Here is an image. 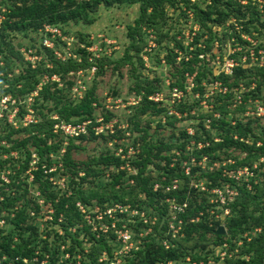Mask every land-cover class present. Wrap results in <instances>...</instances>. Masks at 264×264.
Here are the masks:
<instances>
[{"label": "trees", "instance_id": "1", "mask_svg": "<svg viewBox=\"0 0 264 264\" xmlns=\"http://www.w3.org/2000/svg\"><path fill=\"white\" fill-rule=\"evenodd\" d=\"M209 1L205 10H201L198 6H191L189 0H0V101L8 95L18 108L17 124L0 118V173L8 179L7 183L0 179L2 264H25L23 259L31 264L33 257L40 261L44 256H47L46 264H77V261L79 264H109L108 261L99 262L98 257L106 252L111 259V247L106 236L114 241L113 230L105 235L93 231L76 204H94L104 208L118 203L146 211L149 218L156 216L160 220L167 214V199L185 204L182 212H176L182 222L183 237L178 240L164 237L166 226L159 225L160 229H156L158 222L152 227L154 232L145 237L143 247L133 254L132 260L131 256L121 259L123 264L177 262L186 256L196 262H206L209 257L216 260L214 250L208 247H217L224 242L229 244V253H232L226 264H264V163H257L264 157V128L258 126L257 121L241 118L245 105L230 108L235 95L233 90L241 84L245 90L242 93L244 101L248 98L264 100V64L251 68L238 64L230 75L215 76L211 69H206L205 58L199 57L210 51L209 42L216 38L207 27L209 22L223 25L231 17L241 22L248 17L246 22H242L246 29L242 32L252 36L250 29H253L263 36L264 0L263 5L257 4V0H248L246 5L232 0ZM121 5H137L139 17L134 26L127 27L129 45L122 58L114 61V69L123 64H133V58L140 66L143 65L140 44H144L142 35L145 31L142 28L155 30L162 37L166 7L179 9L184 6V11H193L202 27L206 28L208 39L201 47L198 44L201 36L196 35L190 43L194 49L188 51L187 59L180 57L178 64L176 54L169 51L166 59L173 79L169 89L184 90L186 78L192 77L193 96L203 92V81L220 80L228 89L224 95L217 94L216 99L208 101L212 104L210 110L192 114V107L198 105L196 98L191 102L181 100L161 106L150 99L161 90L158 80L148 81L132 70L130 75L135 79L132 89L139 100L131 107L126 128L118 129L119 126L115 125L112 135H95L93 127L99 125L96 122L98 113L103 123L116 116L99 104L95 80L86 88L84 75L79 77L76 72L83 73L95 65L96 77L102 74L103 66L109 65L111 60L101 57L90 61L87 48L93 39L89 40L88 35L81 32H77V37L82 46H73L70 56L62 60L55 52L57 42L66 46L68 26H89L95 21L99 8ZM44 25L57 28L60 36L52 38V48L41 42L38 47L33 42L23 47L40 56L32 67L19 49L22 45L17 43L15 48L12 40L27 37L33 41L32 36L29 37L32 34L39 35L41 40ZM235 37H238L237 33ZM248 43L239 41L243 50L247 49ZM175 44L184 52L180 41ZM259 48L264 54V41L257 42L254 51ZM131 51L133 55H130ZM239 54L242 53L230 57L238 60ZM53 76L59 81L52 80ZM73 76L82 80L85 86L80 99L72 100L69 94L74 86ZM26 98H30V102L25 108ZM170 111L173 112L169 114ZM27 114L32 116V120L25 123ZM214 114L218 116L214 117ZM147 115L163 116L165 124L172 129L167 141L155 138L156 133H148V124H142V118ZM185 119H197L193 132L188 133L185 129L176 132V123ZM206 119H209L208 127H205ZM86 121L89 122L86 132L78 136L69 137L60 130H54V125L61 122L77 125ZM157 127H161L160 123ZM126 131L130 133L127 143H113L112 150L105 148L86 160H77L73 156L80 150V146L74 144L75 140L80 143L96 141L98 137L104 142L120 140ZM129 147L135 151L133 156H128ZM117 150H120L119 154ZM234 152L242 157L233 155ZM203 159L206 165L202 168L200 161ZM256 163V168L252 169ZM243 168L252 169L253 175L245 181L234 179L236 171ZM195 172H199V176H195ZM230 172L234 176H229ZM29 176L32 178L28 183L26 179ZM56 176L65 179V188L58 190L49 180ZM192 179L203 180V190H200L199 183L193 184ZM31 185L36 188L37 197L30 193ZM155 185L158 187L156 190ZM225 186L235 191V195L230 200L225 198L224 204H220L213 190H223ZM223 195L226 197L225 193ZM43 204L51 207L48 224L60 226L61 233L52 226L42 230L37 226ZM226 209L228 213L224 214ZM117 216L125 217L126 222V214ZM105 222L109 223L108 220ZM120 225L119 221L116 227ZM219 225L224 227V235L215 234ZM255 229L259 232H254ZM244 234L250 236L249 240ZM81 238H85V242ZM163 238L168 241V248L162 245ZM239 241L241 244L237 245ZM66 243L68 247L65 250L69 255L58 262L59 249ZM85 243L89 244L87 253L84 252ZM235 249L237 252L234 253Z\"/></svg>", "mask_w": 264, "mask_h": 264}, {"label": "rangeland", "instance_id": "2", "mask_svg": "<svg viewBox=\"0 0 264 264\" xmlns=\"http://www.w3.org/2000/svg\"><path fill=\"white\" fill-rule=\"evenodd\" d=\"M232 1L239 3L241 5H246L248 0H232ZM189 2L192 4L191 6H198V8H200L201 10H205L206 5H209L210 3L209 0H206L205 2L204 0H189ZM251 4L253 5L252 2ZM257 4L263 5L262 0H257ZM258 8L260 7L258 6ZM165 9H166L165 10L166 13L164 15L165 25L161 27V34L163 35L162 37H160L155 32V30L147 29L145 27L142 28V31H145L144 34L142 35L144 44H140L142 45V51L140 52V57L143 62L142 66H140L139 63L136 62V59L133 58V64H123V65H120L117 69H114V66L116 65L114 61L122 58L125 49L129 45V39L127 37V31H128L127 27L134 26L135 21L139 17V11H138L137 5H132V6L131 5L130 6L121 5V6H114L111 8L101 7L97 10V13L95 14V21L93 22V24L89 26L70 25L67 27L69 35L67 36L68 41H65L66 46L61 45L60 44L61 42L60 43L57 42L58 49H56V52L59 53L57 58L65 59L68 57V52L71 53L73 46H76V45H79L80 47L82 46L77 37V32H81L83 34L88 35L89 40L93 39L92 45L98 49L97 51L99 50L102 51L99 53V58L107 57V59L111 60L109 65L103 66L102 74L96 77L94 73L95 71L94 72L91 70L90 71L85 70L86 72L83 71L85 72L83 73V75L86 81L85 83L86 88H89L93 80H95L96 82L95 95L99 99V104L103 105L105 109L109 110L116 116L112 118L108 123L96 129L100 133L98 134V136L100 135L108 136V135L114 134L115 125L119 126L118 129L126 128V125L128 124L126 122L127 117L128 115L132 113L131 107L135 106L136 102L139 100V98L135 96V93L133 92V89H132L135 85L133 81L135 79L134 77L130 75L132 70H135V73H136L135 75L143 77L148 81L158 80L159 87L161 90L159 93H156L153 95V97L158 96L157 100L159 99V101H157L156 103L160 104L161 106L163 104L171 105L174 101L170 97L169 86H170L171 80L173 79L170 77V73H172V71L166 59L169 51H172L173 52L172 54H176V56H177V53H180L181 58L184 57L185 59L189 55L188 51H190V49L188 48V42H191L192 37L194 35L196 36L199 34L201 36L198 40V44H200L201 47L204 46L203 41H206L208 39V33H207L206 28L202 27L200 21H198V19L195 17V14L193 13L191 9H187L186 11H184L185 10L184 6H181L179 9H173L170 7H166ZM247 19L249 18L248 17L245 18L242 22H246ZM242 22L236 21L235 18L231 17L228 20H226L223 25H218L215 22L208 23L207 27H209V29L214 33L216 38L220 40L218 41V40H215L216 38H212L209 42V45L211 46V48L209 49L210 51L206 52L204 55L203 54L201 55V58L203 57L205 58L206 69H211L213 75L218 76L220 75V73H223L227 67L230 68L231 59L229 58L231 55L235 53H242L241 55L240 54L238 55V60H236L235 58L233 59L243 68H251L254 65L260 66L264 64V55L259 56L258 59H256L255 56L253 55L252 58L249 59L248 62L246 61V59L245 61H242L243 57H246L245 55H246L247 49L243 50L242 45L239 44V41L250 42L251 45H256L257 42L264 41V35L259 36L258 32L254 31L253 29H250L252 36L258 38L259 40H256L254 39V37L246 35L244 32H242V30H246L244 26L242 25ZM236 33L238 34V37H235ZM187 34L192 37H188ZM31 36L33 38V41L29 40V38L27 37L25 38L19 37L18 39L17 38L13 39L12 44H14L15 48H17L16 46L17 43L22 45L19 48L20 51L23 50V47L29 46L30 42H33L38 47V43H40L39 35L32 34L29 37ZM176 41L182 42L184 52L180 50L179 48H176L177 47V45L175 44ZM132 52L133 51L130 52V55H133ZM250 53L251 52H248V56L250 55ZM175 60L177 61V64L180 61V60L178 61L176 58ZM188 78H192V77H188ZM71 79L74 82V86L72 88L76 90H72L73 92L70 91L69 93L70 97L72 100L75 98L80 99V95H82L83 91L78 90V88L75 86L78 84V81H79L80 88L82 89V86L84 87V85L81 84L82 80H80L77 76H75V78L73 76ZM56 81H59V80H56ZM201 85L204 87V90L201 94H198L199 97H197L196 95L197 93L193 94L192 96L190 92V93H184L183 96L180 98L184 100V102H189V101L191 102L193 98H196V101H198V105L193 106L191 110V113L195 115H197V112L205 113L208 110H210L212 108V104H209L208 101H211L212 98L214 97L215 99L217 98L216 97L217 89H219L220 91L223 90L222 88L219 87V84L214 83L213 80H211L209 83H206V81H203ZM114 92H116V94H114ZM27 98L25 99V102H24L25 108L30 102L28 101ZM248 100L249 98L245 100V103H247ZM11 106L13 107L11 108ZM230 108H234V107L231 106ZM251 108H252V105L250 103L246 104L245 112L241 114V118L243 120H245V118H250L254 121H257L258 122L257 125L262 126L264 128V117L261 115L256 116L255 114H253L252 110H250ZM17 111H18V108L15 107L14 100L11 99L10 96L7 95L6 97L1 99L0 118L4 117L6 118L7 122L12 123V124H17L16 122L18 120L17 115H16ZM30 116L26 117V119L27 120L31 119ZM182 116H185V114H183ZM215 116H217V114H215ZM96 118H97L96 120L98 121L102 117L98 113V116ZM142 122H143L142 124H148L147 131L149 134L156 133L157 137L155 138L159 140L163 139V141L168 140L167 137L170 135L172 129L170 128V126L165 124L163 116L150 117L147 115L142 118ZM197 122H198L197 119H195V121L193 119L182 120L176 123L177 129H175V131L177 132L180 129H185L192 133L193 127L196 125ZM158 123H160L161 125L160 128L157 127ZM59 124H65V123L61 122ZM206 124L207 123L205 122V125ZM110 130H112V132H110ZM129 136H130L129 131H126L124 133V136L120 140L112 139V141L104 142L101 137H98L99 139H97L96 141H87V142L83 141L81 143L78 140H75L74 144L79 145L80 150L74 153L73 156L77 160H86L89 156L98 155L100 152H103L105 148H109L110 150H112L113 143L121 144V143L129 142L130 141ZM134 152H135L134 149H132V147H129L128 156L129 155L133 156ZM116 153L119 154L120 150H117ZM233 155L242 157V155H240L238 152H234ZM200 165L203 168L206 164L205 162L200 161ZM30 169H33V167H30ZM128 169L130 168L128 167ZM185 171H188V168L185 167ZM132 172H134V170H132ZM3 175H4L3 173H0V177H3ZM239 175H237V178H239L242 181L247 180L251 176L250 171L249 170L246 171V169H239ZM195 176H199V172L198 173L195 172ZM49 180L52 182V184L55 185V187L58 190L65 188L64 186L65 179L63 177L56 176V177L50 178ZM26 181L29 183L31 180L29 177H27ZM191 182L193 184L199 183L198 185L200 186V190H203V182H204L203 180L195 181V179H192ZM29 191L33 196L35 197L38 196L36 193V188L33 187L32 185L29 186ZM209 202H211V200ZM39 203L42 204L41 199H39ZM79 207L78 209L81 211V213L84 214L85 218H88V216L92 214H94L95 216H99L98 208H101L98 205H94V204L91 206L79 205ZM50 211H51L50 205L43 204V207L41 210L42 217L41 219L40 218L38 219L39 223L37 226L40 228V230L45 229V228L50 229L53 227L54 229H57L58 233H61L59 231L60 226H56V225L52 226L51 224H48V222H50L51 220L49 218L51 214ZM141 212H143L146 217L147 215L146 211H140L139 213H137V215L140 216ZM129 214L132 215V211H130ZM171 216L172 214L170 213V211H168V209H167L166 216L163 217L166 220L165 219L158 220L156 216H153L154 219H157V223L159 222L156 229H160L159 225L167 226L169 222V218ZM118 218L120 220V224H124L125 227L128 226V224L132 225V222L130 220L128 213H126L125 223H124L125 217H118ZM134 218L136 219L137 217H134ZM218 218L222 219V216H218ZM170 221H172V219H170ZM137 224L138 223H135V225L133 224V230L130 232L131 239L125 243L127 248L130 249L129 251L127 249L122 250L121 243L119 244L117 240L112 241L110 240L109 236H106V239L108 242L107 244L111 247V260L110 261L112 263L123 264L121 259H124L129 256H131L130 259L132 260L134 256L133 254L139 251L145 244L146 242L145 237L147 235H145L144 232L147 231L150 225L148 223V226L144 227V232H142L141 231L142 228L138 227ZM219 226H222V225H219ZM103 228H105V226L102 227V229ZM153 232L151 229L149 233H153ZM254 232H259V229H255ZM180 234L181 236L177 235L176 240H178V238L183 237L184 234L182 232H180ZM163 235L164 237L167 236L166 231ZM42 238H44V235H42ZM248 238H250V236H248ZM49 240H51V237ZM81 240L85 242V238H81ZM171 240H175V239H171ZM122 244L124 243L122 242ZM237 244H239V242H237ZM83 246H84V252L87 253V248L89 244L85 243ZM167 246H169V244H167ZM67 247H68L67 243L65 245H61L59 249L61 254L59 256L58 262L68 257L69 253L65 250ZM208 248L213 249L214 247L210 246ZM188 257L189 256H186L183 259V261L179 260L173 263L174 264H185L186 259ZM77 258H79V255H77ZM100 259L103 261H109L107 259V256L104 254V252L101 253V255H99L98 260ZM77 264H79V261H77ZM214 264H224V263L222 261V262L214 263Z\"/></svg>", "mask_w": 264, "mask_h": 264}, {"label": "built area", "instance_id": "3", "mask_svg": "<svg viewBox=\"0 0 264 264\" xmlns=\"http://www.w3.org/2000/svg\"><path fill=\"white\" fill-rule=\"evenodd\" d=\"M42 32H43L42 33V38L43 39L41 38L40 42L45 47L52 48L53 47L52 38H54L55 36H60V31L57 28H55V27L44 25ZM187 36L188 37H192V36H190L188 34H187ZM194 37H195V35L192 37L191 42H193ZM186 39H188V38H186ZM191 42H188V48L190 49V51L193 49V47L190 46ZM198 46H200V45H198ZM255 46L256 45H251L250 42H249V46L247 47V50H246V55H245L246 57H243L242 61H245V59H246V61L248 62L249 59H251L253 55L255 56L256 59H258L259 56L264 55L263 54V50L261 48H259L257 51H254ZM97 50L98 49L95 48L92 44L90 46H88L87 51L90 52V55H89V60L90 61H92L93 58H99V53L102 52V51H100V50L97 51ZM149 50H150V48H149ZM21 52H22V55L24 57V60L30 62L32 67L34 65H36V61H38L40 59V56L34 55L31 49H28V50H24L23 49ZM248 52H251L249 56H248ZM55 54H56V56L59 55V53H57V52H55ZM70 54L71 53L68 52V56H70ZM180 57H181V54L177 53L176 59L179 60ZM199 57L201 58V55H199ZM185 59H187V57ZM229 59H231L230 68L227 67L225 69V71L223 73H220V74L228 76V75H230L232 73L233 67L238 65V63L232 57H230ZM62 60H64V59H62ZM95 69H96L95 65H92L87 70H89V71L91 70V71L94 72ZM85 72H83V73H85ZM83 73H82V71H78V72H76V75L79 76V77H82ZM52 80L56 81V80H58V78L53 76ZM213 81H214V83H218L219 87L223 89L222 91L217 89V94L224 95L227 92L228 88L226 86H223L222 82L219 81V80H213ZM79 83L80 82L78 81V84L75 87H77L78 90H80V91H84L85 86L84 87L82 86V89H81ZM185 83L186 84L184 86V90L177 89V88H173V89L170 90V97L172 98V100L175 103H178V102H180L182 100L180 98L183 96L184 93H190L191 92V89L193 88L192 78H188L187 77L186 80H185ZM81 84H82V82H81ZM72 90H76V89L72 88ZM233 91L235 92V95H234V97L232 99L231 106H233L235 108L236 106L246 105V104L250 103L252 105V108L250 110H252L253 114H255L256 116H260L261 115V116L264 117V100H259V99L252 100V99H249L248 102L245 103V101L242 98V93L245 91L244 88L240 85V87L238 89H234ZM82 95H83V93H82ZM82 95H80V98L82 97ZM196 95H197V97H199L198 93ZM157 97L158 96H155V97L151 96L150 99H152L154 102H157V101H159V99L157 100ZM28 101H30V98L28 99ZM172 112L173 111H170L169 114H171ZM28 116H30V114L26 115L25 118H24V122L25 123L30 122L32 120V116H30L31 119L27 120L26 117H28ZM213 116L217 117L218 114H217V116H215V114ZM96 122L99 125H97L96 128L93 127V130H94L95 135H98L100 133L96 129H98V127L103 126L106 123H103L102 118L99 119L98 121L96 120ZM205 122L207 123L205 125V127H208L209 119H206ZM88 123L89 122L86 121V122H82L81 124H77V125L66 124V123L65 124H56V125H54V130H60L64 135L69 136V137H74V136H78L80 133L84 134L86 132V125ZM110 132H112V130H110ZM188 133H191V132L188 131ZM202 162H204V159L202 160ZM257 163H264V157L259 158V161ZM256 165L257 164H254L252 166V169L256 168ZM243 169H246V171L249 170L248 168H243ZM252 169L249 170L251 176L253 175ZM236 173H238V174H235V176H234L233 173L230 172L229 176L233 175L234 179H239V178H237V175H239V170H237ZM239 177H240V175H239ZM29 178L31 180L32 176H29ZM0 179L3 180L6 183L8 182V179L6 178L5 175H3V177H0ZM157 188H158L157 185H155L154 186V190H156ZM173 188H175V185H174ZM213 193L217 195V198H218L220 204H224L225 198L230 200L231 197L235 195V191H232L227 186H225L223 190L215 189V190H213ZM223 193L226 194V197L223 195ZM166 203L168 204V211H170V213L172 214V216L169 218V222H168V224L166 226V233H167V236L170 237V239H177V235L181 236L180 232H181V229H182V222H181L180 219L177 218L176 212L177 213L178 212H182L183 208L185 207V204L180 205V204H177L176 202H174L173 200H169V199L166 200ZM79 205L80 204L78 203L77 206L79 207ZM98 209H99V216H95L94 214L89 215L88 218H85V216H84L83 218H84L85 222L88 225L92 226V230L93 231L97 230V231L101 232L102 234L103 233L107 234L109 230H113L112 233L115 236L114 241L117 240V242L119 244L121 243L122 250H125V249H127L128 251L130 250V249L127 248L125 243L128 242L131 239L130 232L133 230V224L135 225V223H138L137 226L141 227L142 228L141 231L144 232V227H147L148 223H149V225H150L149 228L147 229V231L144 232L145 235H148L149 232L151 231L152 227L155 226L156 223H157V219H154V217L149 218L147 215L145 217L143 212H141L140 216H139V215H137V213H139L140 210L135 209V208H130L127 205L123 206V205L117 203V204H114V205H112L110 207H104V208H98ZM130 211H132V215L129 214ZM126 213H128V215L130 217V220L132 222V225L128 224L130 226H126L125 227L124 224H121L119 227H116L117 222L120 221L119 218H118L119 216H117V215H122V214H126ZM227 213H228V210L226 209L224 211V214H227ZM94 217H95V219H94ZM134 217H137V218L135 219ZM49 218L51 219L50 216H49ZM170 219H172V221H170ZM105 220H108L109 223H106ZM2 223L3 222L0 219V227H1ZM101 224H102V226H101ZM104 226H105V228L102 229V227H104ZM105 234H103V235H105ZM244 237H247V240H249L248 236L245 235ZM122 242L124 244H122ZM161 243H162V245L165 248H168V246H167L168 241H166L165 238H163L161 240ZM240 244L241 243L239 241V244H237V245H240ZM213 250H214V256H215L216 260L212 259V257H210L206 262H204V261L196 262V261L192 260L190 257H188L186 259V263L185 264H214V263H219V262H222V261H223L224 264H226V262H225L226 259L230 258L231 255H232V253H229L230 246H229V244L227 242L222 243L220 246L214 247ZM235 252H237L236 249L234 250V253ZM104 254L107 256V259L109 260L108 263L109 264H114V263H112L110 261L111 259H109V257L106 254V252H104ZM46 258H47V256H44L43 259L38 261L37 257H33L30 262H32L31 264H46L47 263V259ZM98 261L101 262L103 260L100 259ZM23 262L25 264L29 263V261L27 259H23ZM0 264H2L1 260H0ZM158 264H174V263L172 261H167V262H159Z\"/></svg>", "mask_w": 264, "mask_h": 264}, {"label": "water", "instance_id": "4", "mask_svg": "<svg viewBox=\"0 0 264 264\" xmlns=\"http://www.w3.org/2000/svg\"><path fill=\"white\" fill-rule=\"evenodd\" d=\"M226 232H225V229L223 226H218L215 230V234H218V235H224Z\"/></svg>", "mask_w": 264, "mask_h": 264}]
</instances>
